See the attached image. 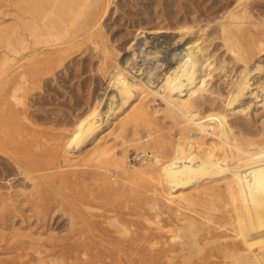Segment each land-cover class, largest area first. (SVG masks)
Instances as JSON below:
<instances>
[{
    "label": "rangeland",
    "instance_id": "374dc122",
    "mask_svg": "<svg viewBox=\"0 0 264 264\" xmlns=\"http://www.w3.org/2000/svg\"><path fill=\"white\" fill-rule=\"evenodd\" d=\"M2 1L0 0V4ZM98 1L100 2L97 4L98 7L101 5L100 13L103 11L105 5H110L106 15L100 20L101 25L99 24L95 29V31L98 29L96 31V38L98 40L96 49L91 48L93 47V43L89 42L90 40L88 39L80 41L81 45L79 42V45L76 44L77 42L73 43L74 45L62 44L63 53L58 51L57 54L56 52L52 53L48 58L42 57L46 58L43 59V63L46 64H48L49 59L52 57V59L55 57L54 64H56L59 57H62V61L64 62L50 73L51 77L48 80L41 82L42 87L35 90L36 95L32 96L30 94L27 97L26 101L30 104V109L27 113L23 109L16 108L13 110L10 108L11 105L10 107L9 104L5 106L0 101V143H2V149H0V197L3 198V202H0V209L1 211L4 210L3 212L5 213V218L0 223V251L4 252H0V264H24V262H28L27 260L30 261L28 262L29 264H132L131 258L138 259L141 257L149 261L148 264H156L158 261V264H169L164 258L154 259L156 262L151 261V254L153 252H155L153 256L157 255V252L162 254L161 249L164 248V245L167 247L168 243L178 244L183 239L191 240L188 237L192 236L191 231L178 228L186 222L179 219L176 210H171L169 206H166V204L174 205L176 203L164 195L162 191L163 185L159 179H154V177L147 178L148 176L145 177L135 173L131 175L135 176L136 181L130 175L123 177V174L121 175L113 167L111 160L95 157L98 151H100L98 150L99 148L95 147L96 144L111 146L116 150L117 154L127 158L130 168L144 167L148 162H155L159 155L165 164L162 171L163 177L175 173L179 163L189 162L187 155L190 156L192 152H195L192 137L179 134L180 127L174 123L172 117L166 111V104L161 97L153 93L148 96L150 108L157 110L155 121L150 125L142 123L138 125L140 127L133 128L131 124L122 126L121 123L104 122V128L106 129L102 131L100 130V123L86 120L83 123L84 125H82V131L79 132L77 129L82 124L80 120L87 117L85 114L86 109H88L90 104L94 103L95 99L103 96L104 103L106 102L104 104L105 109L107 108L109 102V99H107L108 91L109 93L111 92L110 87L107 86L109 74L115 65V61L119 60L120 57L119 61L121 62L126 58H130V62L134 66L128 63V70L137 71L135 74L145 79H147L150 73L154 84L156 82V84H160L164 75L163 73L171 64L173 66L177 63V60L181 56L178 54L183 52L182 49L187 42L192 38L196 39L200 37L199 40H203L204 38L205 51L208 50L207 52L214 53L211 59L217 65H219L222 58L225 56L227 58L225 57L226 64H224L223 70L219 68L211 72V75H206L209 82L207 88L210 89L207 90L209 92H204V98L199 99L198 109L201 116L206 118L209 115V111L213 109L212 107L221 106L223 108L224 103H227L229 98L226 95L230 94L235 80L239 78L241 71L245 69V71L248 70V73H250L251 88L257 90L258 95L253 96V99L252 96H249L250 92L247 90L248 92H245V96L241 97V101L239 100L240 103L237 101L234 104V111L228 108L227 112L230 110L228 112L229 120L236 134L238 133V138H241V136L254 137L253 139L261 141L264 137V53L257 54L246 66L244 62L241 63L242 61L236 63L229 57L230 53L225 50L226 46L216 36L212 26L208 27L209 29L200 31L196 29L192 33L193 35L190 34L183 40H178L179 34L175 32V27L182 23L186 17L189 19L188 12L192 5L195 3L198 5L199 3L201 7L206 4L207 0ZM217 1L229 4L231 7L240 2L239 0ZM251 4L256 9L261 10L263 15H260V17L264 16V0H252ZM2 9L4 10L6 7H1L0 11ZM5 12L7 13H5L4 19L9 23L12 22L15 14L13 9L6 10ZM255 15V17L250 18L252 21H257V26H252V31L264 34V22L260 21V17L257 14ZM162 25L164 27L168 26L170 31L157 32L156 28H163L161 27ZM143 28H145L144 31H142ZM148 31L150 32L148 33ZM64 47L67 48L66 51L68 53L65 52ZM105 47L110 49L108 51L110 58L108 57V62L103 63V65L102 62H104L105 58L103 50ZM98 51H100V54ZM134 53L136 59L133 58ZM219 56L220 58H218ZM257 63L260 66L257 67ZM247 66L248 68L246 69ZM208 71L206 70V72ZM259 82L262 84L260 87L258 86ZM221 95H224L222 96L223 98ZM209 98L214 101L216 99L215 104H211L208 100ZM137 103H139V100L133 99L131 103L122 107L119 110L122 112L118 111L114 115L115 121L120 122L123 119L121 117L133 114L134 109L132 108H135ZM247 103H250V106L246 110L235 111ZM127 108H130V110ZM105 109L103 108L102 110ZM22 110L23 114H21ZM127 110L132 111L131 114ZM22 117L25 119H22ZM27 117H29V120ZM150 133L151 135H149ZM139 136H142L140 137L142 141L136 139ZM150 136H152V139ZM158 137H160V142L155 141V138ZM9 138H13L12 141H9ZM144 138L148 139L144 140ZM5 142L6 144L3 146ZM165 145L167 146L165 147ZM199 149L203 152L206 149V144H201ZM136 150H151L154 152L155 158L150 159L147 163L146 161L130 162L129 155ZM183 156L186 157L184 158ZM191 157L192 160H195L198 157L197 152L193 153ZM101 180H103V184ZM104 180H108L111 185L105 186ZM123 180L127 182H123ZM137 183L138 185H135ZM207 183L208 180L204 179L198 182L199 185H194L195 187L187 185L179 190L198 195L203 193L201 190L204 184ZM135 187H138V189H134ZM203 200L207 201L205 197H203ZM191 205L188 204L187 207L189 208L186 206L182 208V212L189 217H194L199 223L205 224L209 221L206 219H210L209 222L212 224L223 219V216H221L223 215L221 205L219 206V208L221 207L220 209H216L218 212L210 204V207L206 204ZM218 217L221 218L219 219ZM109 218L111 220L110 227L108 223L110 221ZM125 220L127 221L124 222ZM170 223L171 225L169 226ZM125 227L129 233L126 231V234L122 235ZM168 227L171 231L167 229ZM200 232L203 236L200 233H198L199 235L195 234V236L204 244L203 252L200 253L194 250L193 253L195 254L192 258L204 256V254H207L214 247L215 242L213 239L205 236L209 235L206 228H203ZM147 234L149 237H147ZM172 235L176 236L173 237ZM166 236H170L171 240ZM14 237H17L15 240L18 243L24 242V245L18 247L19 249L15 246L17 242H12L14 241ZM29 238L36 242L31 241ZM126 238L129 240L126 241ZM172 238L173 240H178L173 241ZM207 238L211 239L213 243L209 242L208 244L204 242L205 240L207 241ZM3 240L6 245L3 244ZM105 240L108 241L109 245L105 244ZM138 241L137 245L136 242ZM124 245L127 246L124 247ZM156 245L157 249H154ZM108 246L111 247L114 253H112ZM84 247L89 250L87 256L83 254ZM99 248L102 250H98ZM35 249L42 252L38 253ZM63 250L67 252L65 253ZM156 250L158 251L156 252ZM31 251L33 253H30ZM133 251L135 252L134 254H132ZM101 252L103 256H101ZM67 253H70L69 255L72 258ZM13 255L17 257L16 260ZM25 256L29 258L26 259ZM40 256L42 257L40 258ZM83 258H86L87 262L84 260L83 263Z\"/></svg>",
    "mask_w": 264,
    "mask_h": 264
},
{
    "label": "bare ground",
    "instance_id": "6f19581e",
    "mask_svg": "<svg viewBox=\"0 0 264 264\" xmlns=\"http://www.w3.org/2000/svg\"><path fill=\"white\" fill-rule=\"evenodd\" d=\"M239 1L240 2L238 4H236L235 6L233 5L232 7L229 4L218 2L217 0H207L205 2L206 4H204L201 7H200L201 4L198 3L197 5L195 3L194 5H192L191 8L189 7L190 8L189 12L187 11L189 19H187V17L185 16L186 19L180 24L177 23L178 25L177 27H175L176 29L175 32L179 34L178 40H183L185 37H188V35L190 34L193 35L192 33L196 29L200 31L212 26L213 31L216 33V36L219 37L223 41L222 44L226 46L225 50L230 53L229 57L232 58L231 60L235 61L236 63L238 61L239 62L242 61L241 63L244 62L246 66L248 62L251 59H253L257 54L264 53V34L261 33L258 34L252 31V26L256 27L257 21L250 20V18L256 16L255 14H257L259 17L260 15L263 14L261 13V10L256 9L255 6L251 4L252 0H239ZM98 2H99L98 0H3L1 2L0 8L6 7V9L4 10L2 9L0 11V14L2 12V14L0 15L1 17L0 19V85H1L0 101H2L5 106L9 104V107L11 105L10 107L11 109L13 110L16 108L23 109L24 112L26 111L27 113V111L30 109V104H28L26 101L27 97L30 94L32 96L36 95L35 90L42 87L41 82L48 80V78L51 77L50 73L54 71V69L57 66H60L62 62H64L62 61V57H59L56 64H54L55 57L54 59H52L53 57L49 59L50 61H48V64L43 63V59L48 58L52 53L56 52L57 54L58 51H61L60 53H63L64 50L62 49V44L74 45L73 43L75 42H77L76 44H78V42L80 44V41L83 40L85 41L89 39L90 40L89 42L93 43V47L91 48L96 49L98 44V40L96 38L97 37L96 31L98 29L96 31L95 29L100 24L101 22L100 20L103 18V16L106 15V12L110 5V4L105 5V7H103V11H101L100 13L99 10L101 5L98 7L97 5ZM10 9H13V12L15 14L13 21L9 23L4 19V15L5 13H7L5 11ZM260 21L264 22V16L260 17ZM161 27L163 28L160 27L156 28L157 32L161 33L165 31H170V28L168 26L164 27L162 25ZM99 28L101 29V27ZM144 29L145 28H143L142 31H144ZM149 32L150 31H148V33ZM199 38L196 39L192 38L187 42V44L182 49L183 52H180V54H178L181 56L177 60V63L173 66H171L172 65L171 64L170 67L167 70H165L164 73L162 72L164 75L161 79L160 84L159 83L156 84L157 82L154 84V80L152 79L150 73L147 79H145L144 77H139V75L137 76L135 74L137 71L134 72L132 70L133 71L132 72L128 70L127 69L128 63L131 64L130 58L124 59L123 62L119 61L121 57L119 58V60L116 61L113 60L115 61V65L110 71L109 82L107 85L108 87H110L111 92L109 93V91L106 90L108 91L107 99H109L107 108L105 109L104 104H106V102L104 103L103 96L101 98L95 99L94 103L90 104L88 109H86L85 114L87 115V117L82 118L80 120L82 124H80L77 129L79 132H81L82 125H84L83 123L86 120H91L93 123L96 122L100 123L101 125L100 130L102 131L106 129L104 128V122L106 123L116 122V124L121 123L122 126L131 124L133 128L134 127L136 128L139 124L142 123H146L150 125L155 121L157 110H152L150 108L148 103V96H150V94L153 93L156 96L161 97L166 104V111L170 114L174 123L180 127L179 134L191 136L195 148V152H192L190 156L187 155V159H189V162L179 163L175 173L168 174L165 177H163L162 171L165 167V164L162 161L163 159L159 155L157 156L155 162L147 163L146 161L147 164L146 166L144 165V167L141 166L137 168L136 167L130 168L127 162V158L123 155L117 154L116 150H114L111 146H101L100 144L95 145V147L99 148L98 150H100L98 151V154H96L95 157H98V159L108 158L109 160H111L113 167L116 170H118L121 173V175L123 174V177L128 175L133 177L131 174L135 173L145 177L148 176L147 178L154 177V179L155 178L159 179V181L163 185L162 191L164 195H166V197L169 200H172L176 203L174 205L166 204V206H169L171 210L174 211L176 210V214L178 215L179 219L186 222L178 228L179 229L183 228L192 232V236L191 237L188 236L191 240H184L182 238L183 240L180 241L178 244L168 243V246L166 245L167 247H165L164 245V248L161 249V252H163L162 254L157 252L159 249L156 250L157 255H154L155 257L153 256V253L155 254V252H153L151 254L152 255L151 261H154V259L164 258V260L168 261L169 264H264V137L262 138L261 141H257L256 139H253L254 137L249 138V137L241 136V138L240 137L238 138L237 137L238 133L236 134L233 125L229 120L228 112L230 110L227 112L228 108L234 111L235 109L234 104L240 99H242L241 97H243L245 92L249 91L250 92L249 96L253 97L258 95L257 90L251 88V81H250L251 77L249 76L250 73H248V70L245 71L244 69L243 71H241L239 78L235 80L234 87L233 89L231 88L232 90L230 91V94L226 95L229 98L228 101L226 100L227 103H224L225 105H223V108L221 106L212 107L213 109L209 111V115L206 118H203L201 116V113L199 112L198 106H199V99L204 98V92L210 89L207 88L209 82L206 75L207 74L211 75V72L219 68H222L223 70L225 66L224 64H226L227 57L226 56H225L226 58L221 57L222 60L221 62H219V65H217V63H215L214 60L211 59V57L213 58L214 53L211 54L210 52H207L208 50L205 51L206 45L204 46L203 44V40L205 39L203 38V40H199ZM64 48H65V52L68 53V51H66L67 48L66 47ZM108 51H110V49H108V47L107 48L105 47L103 50L105 56L102 55L105 58L102 64L108 62L107 61L109 57ZM98 52L100 54V51ZM42 57H46V58H42ZM135 57L136 55L134 53L133 58ZM218 58H220V56ZM248 66L246 67V69L248 68ZM258 66H260V64L257 63V67ZM206 70L209 71L206 72ZM258 86L260 87L262 86V84H260L259 82ZM222 96L224 95H221V97ZM133 99L139 100V103H137L136 107L132 108L134 109L133 114H131L132 111H128L130 110L131 107L127 108L128 109L127 111L130 112L131 115L128 116L125 115V117H121L123 119L120 122L115 121L116 119L113 118L114 115L117 114V112L122 107L131 103ZM208 100L210 101L211 104H215L216 99L215 101L210 98ZM249 106L250 103H247L245 106L239 109L237 108L235 111L237 112L238 110L244 111ZM103 108L105 110H102ZM23 110L21 114H23ZM23 118L24 117H22V119ZM27 118L29 120V117ZM149 135H151V133ZM140 137L142 136H139L136 139L142 141ZM151 137L152 136H150V138ZM159 138L160 137L155 138V141L158 142ZM12 139L13 138H9V141H12ZM146 139L148 138H144V140ZM5 144L6 142L3 144V146ZM201 144L202 145L206 144V149L203 151L204 154L203 152H201L202 150L199 149ZM166 146L167 145H165V147ZM0 149H2V143H0ZM196 152L198 157L195 160H192L191 156L193 155V153ZM204 179L208 180V183L204 184L201 190L203 191L204 194L202 193V194L194 195L193 193L183 192V190L182 191L179 190L180 188H183L187 185L194 186L198 184L199 181ZM141 180L143 181L142 178ZM102 181L103 180H101V183ZM123 182H127V181L123 180ZM104 183L105 186L111 185L108 180H104ZM135 185H138V183ZM138 187L137 188L135 187L134 189H138ZM203 197L207 199L206 202L204 201L205 199L203 200ZM1 201L3 202L2 197H0V202ZM188 204H192V205L206 204L208 207H210L209 206L210 204L212 207L215 208V209L213 208L214 210L220 209L221 207L219 208V206L221 205L222 206L221 210H223V215L221 216H223L222 217L223 219H221V221H217L212 224H210L209 222L210 219H206L209 221L206 222L205 224L199 223V221L194 217H189L186 214H184V212H182V208H185V206L187 207ZM209 210H211V208H209ZM3 211H1L0 209V223H2L1 220L5 218V213ZM218 218L220 219L221 217ZM126 221L127 220H125L124 222ZM110 222L111 220L108 222L109 227H110ZM166 224L168 225L167 222ZM166 224H162V225H166ZM172 224L174 225V223ZM170 225L171 223L169 224V226ZM203 228H206L207 233L209 234L205 236H208L209 238L213 239V241L215 242L214 247L211 248L207 254H204V256H200L198 258H192V256L195 254L193 253L194 250H197L200 253L203 252L204 244H202L200 242V239L195 236V234L198 233L201 234L200 230H202ZM167 229L169 230V227ZM126 231L127 230L125 227L124 233L122 235L126 234L125 233ZM147 231H148V227H147ZM175 236L176 235H174L173 237ZM201 236L203 235L201 234ZM147 237H149L148 234ZM166 237L169 238V240H171L170 236H166ZM15 238L17 237H14L13 238L14 241L12 242L16 241ZM209 238H207V241L205 240L204 242L208 244L209 242L213 243L211 239L209 240ZM30 240L36 242L32 239ZM128 240L126 238V241ZM30 243L31 242H29V244ZM106 243L108 244V241L105 240V244ZM137 243H139V241L136 242V244ZM3 244H4V240H3ZM25 244L27 245V243ZM22 245H24V242L21 243L17 242L15 244L16 248L21 247ZM157 245L156 248L154 249H157ZM126 246L124 245V247ZM109 249L111 250V247ZM35 250H33V252H35ZM48 250L50 251L49 248ZM98 250H100V248ZM36 251L38 253L42 252L40 250H36ZM63 251L65 253L67 252L65 250ZM88 251L89 250H87V248L84 247L83 250L84 256H87ZM33 252L31 251L30 253ZM112 253L114 252L112 251ZM134 253L135 252L133 251L132 254ZM100 254L101 256H103L102 252ZM42 256H40V258ZM25 258L27 259L29 257L25 256ZM10 259L8 260L10 261ZM16 259L17 257L15 256V260ZM56 259L54 260L57 261ZM84 260L86 261V258L85 259L83 258L82 260L83 263ZM27 261L30 262L29 260ZM28 262H24V264ZM131 262L132 264H148L149 261H146V259L141 257L138 259L131 258ZM158 262L156 264H158Z\"/></svg>",
    "mask_w": 264,
    "mask_h": 264
},
{
    "label": "built area",
    "instance_id": "2783aa9c",
    "mask_svg": "<svg viewBox=\"0 0 264 264\" xmlns=\"http://www.w3.org/2000/svg\"><path fill=\"white\" fill-rule=\"evenodd\" d=\"M154 152L151 150H147V151H133L130 155H129V161L130 162H142V161H148V160H152L154 159Z\"/></svg>",
    "mask_w": 264,
    "mask_h": 264
}]
</instances>
